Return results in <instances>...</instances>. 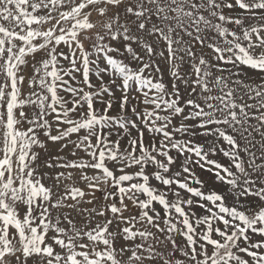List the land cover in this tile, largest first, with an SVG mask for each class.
<instances>
[{
    "label": "snow or ice",
    "instance_id": "6c2138e0",
    "mask_svg": "<svg viewBox=\"0 0 264 264\" xmlns=\"http://www.w3.org/2000/svg\"><path fill=\"white\" fill-rule=\"evenodd\" d=\"M0 264H264V0H0Z\"/></svg>",
    "mask_w": 264,
    "mask_h": 264
},
{
    "label": "rangeland",
    "instance_id": "374dc122",
    "mask_svg": "<svg viewBox=\"0 0 264 264\" xmlns=\"http://www.w3.org/2000/svg\"><path fill=\"white\" fill-rule=\"evenodd\" d=\"M255 78V77H254Z\"/></svg>",
    "mask_w": 264,
    "mask_h": 264
}]
</instances>
